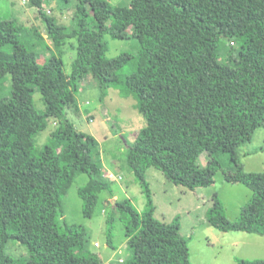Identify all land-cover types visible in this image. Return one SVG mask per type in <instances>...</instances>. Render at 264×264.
<instances>
[{
	"label": "trees",
	"instance_id": "obj_1",
	"mask_svg": "<svg viewBox=\"0 0 264 264\" xmlns=\"http://www.w3.org/2000/svg\"><path fill=\"white\" fill-rule=\"evenodd\" d=\"M25 1L38 8L44 2ZM89 14L95 26L89 24ZM45 21L55 51L41 58L21 36L22 26L0 19V264H103L95 254L83 255L78 229L59 219L74 177L99 164L97 139L78 130L66 114L68 106L77 104L80 81L89 75L101 102L111 83L121 84V95L134 96L136 108L148 120L126 157L143 188L146 207L138 211L128 198L115 201L126 215L131 249L117 264H191L179 216L170 223L154 216L149 167L189 190L211 185L218 171L228 182L243 184L251 197L239 218L229 220L215 197L206 210L208 222L222 232L264 235V172L245 171L238 152L264 122V0H131L129 6L114 9L108 0H77L69 25L46 15ZM129 27L140 46L134 71L124 79L106 78L107 69L116 67L117 72L132 57L107 59L104 36L127 38ZM227 34L246 39L235 65L219 59L220 41ZM72 38L76 55L66 74L58 52ZM7 74L11 93L2 96ZM35 90L42 95L43 110L35 107ZM50 117L57 125L37 151L35 135L47 128ZM221 152L229 155L233 172L223 169L217 158ZM202 154L205 164L192 168ZM109 186L105 179L90 176L78 188L85 217L93 214L97 189ZM105 233L107 245L115 248L112 217L106 220ZM10 240L26 247V259L5 252ZM237 264L264 260L238 258Z\"/></svg>",
	"mask_w": 264,
	"mask_h": 264
},
{
	"label": "rangeland",
	"instance_id": "obj_2",
	"mask_svg": "<svg viewBox=\"0 0 264 264\" xmlns=\"http://www.w3.org/2000/svg\"><path fill=\"white\" fill-rule=\"evenodd\" d=\"M77 0L66 4L60 0H44L41 8L32 7L25 0H0V19L14 20L23 27L21 36L28 39L34 51L44 58L50 51H55L48 36L45 15L59 24L69 25L72 20L73 5ZM111 9L116 6H129L131 0H108ZM87 20L95 26L92 14ZM41 36L39 38L37 34ZM127 38H113L105 35L108 50L107 59H113L121 54L132 58L117 72L111 67L104 72L124 79L135 68V60L139 52V42L132 36V27L127 29ZM76 39L67 40L58 52L63 61V70L69 74L76 55ZM243 35L224 36L219 45V59L222 62L235 65L238 59V49L245 45ZM117 77V78H118ZM2 96L11 93V77L7 74L2 82ZM121 84L111 83L104 101L99 100V88L95 79L89 75L80 81V89L75 94L76 106L70 105L66 114L75 127L95 136L99 143L96 160L98 167L86 166L85 170L73 179V183L62 201L63 215L60 220L78 229L77 239L85 245L83 255L95 254L103 264L121 263L131 254L125 236L126 215L114 207L112 200L128 198L131 204L142 211L146 207V196L136 176L126 163L127 152L133 144L137 131L147 124L148 120L136 108V98L132 95L123 96L120 93ZM37 109H44L42 95L38 90L33 93ZM88 102V103H87ZM162 114V112L160 113ZM153 119V116L149 118ZM57 120L48 118L47 128L35 135V149L40 151L48 141L50 133L55 129ZM241 164L247 172H264V122L252 135L251 141L238 149ZM218 160L225 171L233 172L235 168L227 153H219ZM207 158L202 154L197 163L191 167L204 165ZM109 170L115 174L107 190L97 189L98 201L91 217L83 215L82 200L78 188L84 186L90 176L102 178L100 173ZM104 180V178H102ZM146 179L152 192L155 205L154 216L170 223L176 215L181 222V233L189 236L188 248L191 264H237V259L264 260V235L241 231L222 232L208 222L206 210L213 205L216 196L223 205L226 217L235 221L239 218L241 208L246 204L251 191L241 183L228 182L221 171L214 175V182L205 187L189 190L173 184L161 171L149 167ZM113 219L112 243L115 248L107 245L105 233L106 220ZM5 252L13 259H26L27 249L15 240L7 243Z\"/></svg>",
	"mask_w": 264,
	"mask_h": 264
},
{
	"label": "built area",
	"instance_id": "obj_3",
	"mask_svg": "<svg viewBox=\"0 0 264 264\" xmlns=\"http://www.w3.org/2000/svg\"><path fill=\"white\" fill-rule=\"evenodd\" d=\"M101 177L104 178V179H106V180L114 179L115 178V174H113L109 170H105V171L101 172Z\"/></svg>",
	"mask_w": 264,
	"mask_h": 264
},
{
	"label": "crops",
	"instance_id": "obj_4",
	"mask_svg": "<svg viewBox=\"0 0 264 264\" xmlns=\"http://www.w3.org/2000/svg\"><path fill=\"white\" fill-rule=\"evenodd\" d=\"M94 137H95V136H94ZM95 138H96V137H95ZM96 139H97V138H96ZM97 141H98V140H97ZM215 197H216V196H215ZM215 197H214V198H215ZM213 200H214V199H213ZM173 218H174V217H173ZM173 218H172V219H173ZM180 223H181V222H180ZM180 230H181V228H180ZM191 236H192V234H191V235H189V236H185V237H186V238H188V239H190V238H191Z\"/></svg>",
	"mask_w": 264,
	"mask_h": 264
},
{
	"label": "water",
	"instance_id": "obj_5",
	"mask_svg": "<svg viewBox=\"0 0 264 264\" xmlns=\"http://www.w3.org/2000/svg\"><path fill=\"white\" fill-rule=\"evenodd\" d=\"M112 203H113V205H114V207H115V200H112Z\"/></svg>",
	"mask_w": 264,
	"mask_h": 264
}]
</instances>
